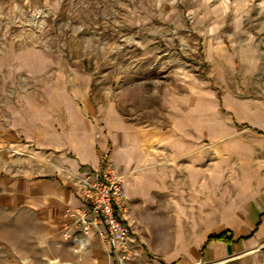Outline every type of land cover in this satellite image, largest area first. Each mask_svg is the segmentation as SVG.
<instances>
[{"label":"rangeland","instance_id":"rangeland-1","mask_svg":"<svg viewBox=\"0 0 264 264\" xmlns=\"http://www.w3.org/2000/svg\"><path fill=\"white\" fill-rule=\"evenodd\" d=\"M243 8L244 0H0V124L9 129L12 104L37 107L48 93L54 105L63 89L80 105L114 102L134 126L177 122L180 136L198 145L194 175H206L210 151L218 157L222 141L236 150L231 138L250 93L264 103L263 64L249 79L240 59L263 39ZM176 171L174 190L138 186L128 203L125 217L143 249L132 264H264V239L228 260L200 258L206 238L241 208L194 211L190 170ZM21 218L28 214L0 211V264L43 253L26 243Z\"/></svg>","mask_w":264,"mask_h":264},{"label":"crops","instance_id":"crops-1","mask_svg":"<svg viewBox=\"0 0 264 264\" xmlns=\"http://www.w3.org/2000/svg\"><path fill=\"white\" fill-rule=\"evenodd\" d=\"M243 9L244 18L263 36L261 46L248 45L247 53L240 56L251 79L257 68L264 66V0H244ZM55 93L58 99L54 105L48 93L37 107L16 111L12 104L9 129L0 124V211L28 214V220L21 218L17 223L26 228L28 246L43 252L36 258L21 252L12 255L7 264L24 260L40 264H117L104 226L86 229L68 214L82 204L77 191L80 178L102 166V155H108L125 176L127 208L129 201L134 203L138 186L150 191L154 187L174 190L178 180L172 178L177 176L175 170L182 168L190 170L186 181L198 191L189 200L194 211L241 208L223 231L215 233L228 232L231 240L205 245L207 237L200 252L202 260H228L264 239V103L252 93L249 110L243 116L237 114L239 126H234L231 138L236 150L230 152L229 145L222 141L218 157L209 152L212 158L207 160V174L197 176L198 145L195 138L191 142L180 136L177 122L171 120L166 129L154 124L134 126L113 111L114 102L93 103L82 98L80 105L77 97L65 94L63 89ZM102 109L108 111L101 113ZM129 229L131 234L130 225ZM130 249L127 264L136 262L143 250L132 234Z\"/></svg>","mask_w":264,"mask_h":264},{"label":"built area","instance_id":"built-area-1","mask_svg":"<svg viewBox=\"0 0 264 264\" xmlns=\"http://www.w3.org/2000/svg\"><path fill=\"white\" fill-rule=\"evenodd\" d=\"M101 161L103 163L99 169L85 172L80 178L77 191L82 204L68 213L86 229L103 225L117 264H127L131 252V234L125 217L124 175L110 160Z\"/></svg>","mask_w":264,"mask_h":264},{"label":"trees","instance_id":"trees-1","mask_svg":"<svg viewBox=\"0 0 264 264\" xmlns=\"http://www.w3.org/2000/svg\"><path fill=\"white\" fill-rule=\"evenodd\" d=\"M214 240L221 241V242H229L231 240V235L228 236V232H224L218 235H210L208 236L205 245L213 242Z\"/></svg>","mask_w":264,"mask_h":264}]
</instances>
